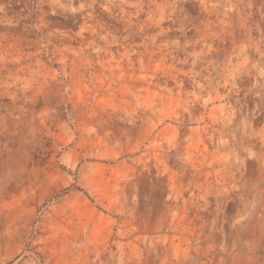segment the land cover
<instances>
[{
	"label": "rangeland",
	"instance_id": "rangeland-1",
	"mask_svg": "<svg viewBox=\"0 0 264 264\" xmlns=\"http://www.w3.org/2000/svg\"><path fill=\"white\" fill-rule=\"evenodd\" d=\"M0 264H264V0H0Z\"/></svg>",
	"mask_w": 264,
	"mask_h": 264
}]
</instances>
